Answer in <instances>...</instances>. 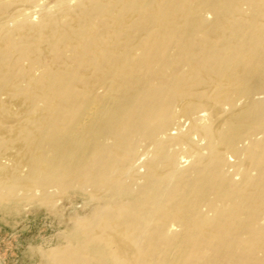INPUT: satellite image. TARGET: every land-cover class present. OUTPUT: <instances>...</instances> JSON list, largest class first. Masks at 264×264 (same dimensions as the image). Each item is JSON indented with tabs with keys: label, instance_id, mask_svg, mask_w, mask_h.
<instances>
[{
	"label": "bare ground",
	"instance_id": "1",
	"mask_svg": "<svg viewBox=\"0 0 264 264\" xmlns=\"http://www.w3.org/2000/svg\"><path fill=\"white\" fill-rule=\"evenodd\" d=\"M73 199L38 264H264V0H0V210Z\"/></svg>",
	"mask_w": 264,
	"mask_h": 264
},
{
	"label": "rangeland",
	"instance_id": "2",
	"mask_svg": "<svg viewBox=\"0 0 264 264\" xmlns=\"http://www.w3.org/2000/svg\"><path fill=\"white\" fill-rule=\"evenodd\" d=\"M19 210H0V264H38L41 251L61 241L64 224L59 222L69 214L87 212L75 199L66 203L62 218L37 204Z\"/></svg>",
	"mask_w": 264,
	"mask_h": 264
}]
</instances>
